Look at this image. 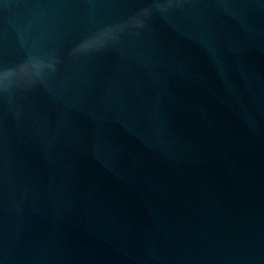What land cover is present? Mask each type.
Masks as SVG:
<instances>
[{"label": "water", "instance_id": "95a60500", "mask_svg": "<svg viewBox=\"0 0 264 264\" xmlns=\"http://www.w3.org/2000/svg\"><path fill=\"white\" fill-rule=\"evenodd\" d=\"M0 0V264H264V0Z\"/></svg>", "mask_w": 264, "mask_h": 264}, {"label": "clouds", "instance_id": "9594fccd", "mask_svg": "<svg viewBox=\"0 0 264 264\" xmlns=\"http://www.w3.org/2000/svg\"><path fill=\"white\" fill-rule=\"evenodd\" d=\"M179 0H147L146 6L119 22L105 25L85 37L71 50L77 56L92 51H102L116 46L122 35L144 28L155 14H166ZM59 58L54 54L35 55L29 53L21 62L11 67H0V94H7L13 88L28 89L43 83L47 76L56 71Z\"/></svg>", "mask_w": 264, "mask_h": 264}]
</instances>
